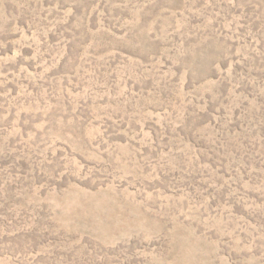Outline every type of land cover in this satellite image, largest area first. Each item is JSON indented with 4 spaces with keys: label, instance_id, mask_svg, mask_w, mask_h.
I'll return each instance as SVG.
<instances>
[{
    "label": "rangeland",
    "instance_id": "obj_1",
    "mask_svg": "<svg viewBox=\"0 0 264 264\" xmlns=\"http://www.w3.org/2000/svg\"><path fill=\"white\" fill-rule=\"evenodd\" d=\"M0 264H264V0H0Z\"/></svg>",
    "mask_w": 264,
    "mask_h": 264
}]
</instances>
